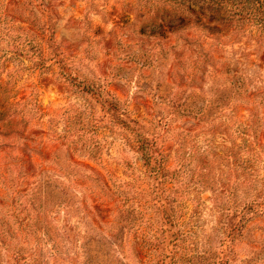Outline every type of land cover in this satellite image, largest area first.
I'll list each match as a JSON object with an SVG mask.
<instances>
[{
  "label": "rangeland",
  "instance_id": "374dc122",
  "mask_svg": "<svg viewBox=\"0 0 264 264\" xmlns=\"http://www.w3.org/2000/svg\"><path fill=\"white\" fill-rule=\"evenodd\" d=\"M0 264H264V0H0Z\"/></svg>",
  "mask_w": 264,
  "mask_h": 264
}]
</instances>
